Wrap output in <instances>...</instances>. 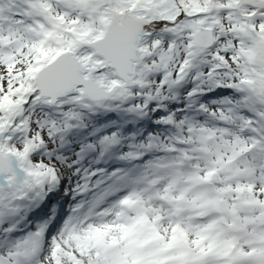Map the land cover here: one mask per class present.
Here are the masks:
<instances>
[{"label": "snow or ice", "instance_id": "obj_1", "mask_svg": "<svg viewBox=\"0 0 264 264\" xmlns=\"http://www.w3.org/2000/svg\"><path fill=\"white\" fill-rule=\"evenodd\" d=\"M0 264H264V0H0Z\"/></svg>", "mask_w": 264, "mask_h": 264}, {"label": "trees", "instance_id": "obj_2", "mask_svg": "<svg viewBox=\"0 0 264 264\" xmlns=\"http://www.w3.org/2000/svg\"><path fill=\"white\" fill-rule=\"evenodd\" d=\"M105 118H106L105 121H108V123L110 121H115L116 120V119L112 120L111 116H106ZM108 123H106V124H108ZM101 124H104V120H103V118L101 116H99L98 118H96V121L91 120L90 125H89V129H87L86 131H90L93 126H99ZM129 126H131V124H129ZM85 138H87V137L85 136ZM78 145H79V143L77 142V143H74L72 145V147L76 149Z\"/></svg>", "mask_w": 264, "mask_h": 264}, {"label": "rangeland", "instance_id": "obj_3", "mask_svg": "<svg viewBox=\"0 0 264 264\" xmlns=\"http://www.w3.org/2000/svg\"><path fill=\"white\" fill-rule=\"evenodd\" d=\"M106 116H107V115H105V117H106ZM108 116H111V119H112V120H113V119H116V120H117V118H118L117 115H116L115 113H109ZM103 120H104V124L108 123V121H105L106 118H103ZM116 120H115V121H116ZM128 128L131 129V128H132V125H131V126L128 125ZM110 130H112V129H110ZM77 147H78V149H76V150L79 151V145H78ZM73 159H75V157H73ZM87 163H88V162L85 161V164H87ZM64 183L66 184L67 181H65Z\"/></svg>", "mask_w": 264, "mask_h": 264}]
</instances>
